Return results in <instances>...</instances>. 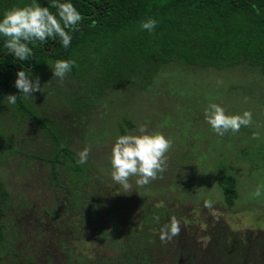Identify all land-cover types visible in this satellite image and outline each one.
<instances>
[{
  "label": "rangeland",
  "instance_id": "374dc122",
  "mask_svg": "<svg viewBox=\"0 0 264 264\" xmlns=\"http://www.w3.org/2000/svg\"><path fill=\"white\" fill-rule=\"evenodd\" d=\"M110 59L120 67L107 78L88 63L62 79L52 77V64L27 74L40 82V91L24 96L35 116L75 161L88 147L86 163H76L79 171L53 163L57 145L49 132L13 104L0 112V184L7 191L1 264H117L119 239L130 237L150 209L162 207L177 213L191 233L197 224L210 228V237L199 239L208 244L201 248L190 235L188 253L180 237L162 242L156 236L147 249L160 264H182L187 253L185 264H264V188L253 195L264 185V73L249 64L219 71L120 53ZM209 101L229 114L247 110L251 122L217 136L203 118ZM141 126L164 134L171 145L164 170L143 186L130 176L125 191L111 179V147L117 135L139 134ZM227 173L239 195L232 209L218 185ZM219 219L248 234L217 235Z\"/></svg>",
  "mask_w": 264,
  "mask_h": 264
},
{
  "label": "trees",
  "instance_id": "16d2710c",
  "mask_svg": "<svg viewBox=\"0 0 264 264\" xmlns=\"http://www.w3.org/2000/svg\"><path fill=\"white\" fill-rule=\"evenodd\" d=\"M30 2L0 0V13ZM38 2L48 6L50 0ZM72 3L81 12L82 20L78 30L72 32L68 48H62L54 40L43 45L36 43L29 45L33 54L28 60L17 61L3 49L0 41V112L7 104L5 95H17L13 104L16 111L41 125L57 145L54 164L80 170L71 150L35 116L25 102L24 94L14 87L18 70L25 71L26 75L40 73L55 60L70 59L73 72H80L89 64L95 71L100 69L107 78L113 67H120L110 58L120 53L132 60L196 65L219 71L249 64L264 73V0H72ZM148 18L157 21L150 33L139 27L140 22ZM218 185L224 205L228 209L234 208L239 197L235 177L231 173L224 174L218 178ZM6 200L7 191L0 184V246L5 238L2 219ZM170 215L182 223L179 215L167 208L150 209L143 223L131 230L130 237L124 235V240L119 239L117 264H160L148 253L147 247L153 238H159V228ZM156 217H159L158 221L154 219ZM219 220L221 230L217 235L224 233V238L228 239L248 234L235 233L223 219ZM196 226L192 233L186 227H180L176 235L181 238V248L188 253L189 247L184 243L190 235L195 236L199 247L208 245L199 239L210 237V228L201 231L199 224ZM188 253L182 264L189 260ZM230 256L238 259L236 253Z\"/></svg>",
  "mask_w": 264,
  "mask_h": 264
},
{
  "label": "clouds",
  "instance_id": "9594fccd",
  "mask_svg": "<svg viewBox=\"0 0 264 264\" xmlns=\"http://www.w3.org/2000/svg\"><path fill=\"white\" fill-rule=\"evenodd\" d=\"M82 20V14L73 5L72 0H50L48 6H42L38 0H31L23 6H14L0 13V41L3 49L17 61H26L33 54L36 43L41 45L54 40L62 48H68L72 40V32ZM157 21L148 18L140 22V29L149 33L156 26ZM73 61L70 59L55 60L51 67L52 77L63 78L71 70ZM14 87L24 96L33 95L40 91L38 78H30L25 71L18 70L13 82ZM7 103H16L17 95H5ZM204 122L217 136L227 132L235 133L241 126L251 122V113L244 110L240 113L229 114L220 104L209 101L203 109ZM171 145V140L160 132L148 133L143 126L139 134L117 135L111 147L109 163L111 179L123 190L130 188L128 178L136 176L137 186L147 185L164 170L165 153ZM88 147L77 153V164L83 165L88 158ZM264 185H259L253 192L260 196ZM203 206L212 208V202L205 200ZM157 221L159 217L154 218ZM180 222L174 215H170L165 224L159 228V239L163 242L171 240L180 232Z\"/></svg>",
  "mask_w": 264,
  "mask_h": 264
}]
</instances>
